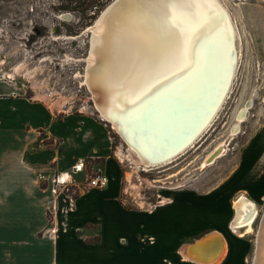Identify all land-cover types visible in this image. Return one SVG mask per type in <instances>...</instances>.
Returning <instances> with one entry per match:
<instances>
[{
  "label": "crops",
  "instance_id": "crops-1",
  "mask_svg": "<svg viewBox=\"0 0 264 264\" xmlns=\"http://www.w3.org/2000/svg\"><path fill=\"white\" fill-rule=\"evenodd\" d=\"M260 136L222 183L208 190L168 188L154 208L130 207L122 201L121 176L109 168L112 143L103 122L88 115L59 118L0 80V264H203L191 247L209 242L211 249L220 240L225 254L209 264H243L246 246L231 232L233 198L264 181L249 175L255 163L264 170ZM245 151L254 154L246 159ZM101 158L108 167L105 186L73 176L78 193L52 191L55 174ZM251 191L264 198V191Z\"/></svg>",
  "mask_w": 264,
  "mask_h": 264
},
{
  "label": "bare ground",
  "instance_id": "bare-ground-1",
  "mask_svg": "<svg viewBox=\"0 0 264 264\" xmlns=\"http://www.w3.org/2000/svg\"><path fill=\"white\" fill-rule=\"evenodd\" d=\"M93 28L86 84L101 117L128 144V158L151 170L184 154L212 125L236 76L238 33L225 6L200 0L169 14L163 0H117ZM234 209L233 228L250 234L256 204L242 196ZM256 235L253 264H264V213ZM208 248L198 242L190 251L203 264L225 254L221 240Z\"/></svg>",
  "mask_w": 264,
  "mask_h": 264
},
{
  "label": "rangeland",
  "instance_id": "rangeland-1",
  "mask_svg": "<svg viewBox=\"0 0 264 264\" xmlns=\"http://www.w3.org/2000/svg\"><path fill=\"white\" fill-rule=\"evenodd\" d=\"M220 2L235 25L240 53L229 96L201 140L175 160L151 170L138 168L128 158V144L101 117L96 108V94L86 84L92 43V33L87 27L101 12L90 23V18L79 13L58 10L59 0H0V80L14 84L30 100L44 103L59 118L69 114L88 115L103 122L112 143L109 168L121 176L122 201L127 206L156 204L157 195L168 188L208 190L232 175L248 142L253 139L256 147L264 134V0ZM65 13L69 14L68 18H60ZM20 65L21 70L17 71ZM242 112L245 114L240 120ZM68 140L75 143L72 136ZM219 147L221 152L215 157L213 154ZM252 153L245 151L244 157L249 159ZM210 156V162L205 164ZM104 160H85L84 170L75 174V179L85 182L98 174H108ZM254 166L249 175L264 176L261 165ZM249 188L240 190L233 198L234 214V204L242 196L250 198L259 212L250 234H244V228H231L233 235L246 246L243 264H253L256 231L264 213V198L257 200L251 191H264V181ZM76 192H79L76 185L65 190V193Z\"/></svg>",
  "mask_w": 264,
  "mask_h": 264
},
{
  "label": "built area",
  "instance_id": "built-area-1",
  "mask_svg": "<svg viewBox=\"0 0 264 264\" xmlns=\"http://www.w3.org/2000/svg\"><path fill=\"white\" fill-rule=\"evenodd\" d=\"M84 167V163L81 162L78 166L74 168L72 172H60L55 174V176L51 180V189L54 193H59L60 190L62 192H65L71 186L70 184L72 183L73 176L77 173H79L82 168ZM108 182V177L106 174H98L94 177H92L91 180H89V184L91 186H105ZM155 204H151L148 207L150 209L154 208Z\"/></svg>",
  "mask_w": 264,
  "mask_h": 264
},
{
  "label": "trees",
  "instance_id": "trees-1",
  "mask_svg": "<svg viewBox=\"0 0 264 264\" xmlns=\"http://www.w3.org/2000/svg\"><path fill=\"white\" fill-rule=\"evenodd\" d=\"M58 10H70L90 18V23L110 0H59ZM88 24V23H87ZM83 26V25H82Z\"/></svg>",
  "mask_w": 264,
  "mask_h": 264
},
{
  "label": "snow or ice",
  "instance_id": "snow-or-ice-1",
  "mask_svg": "<svg viewBox=\"0 0 264 264\" xmlns=\"http://www.w3.org/2000/svg\"><path fill=\"white\" fill-rule=\"evenodd\" d=\"M199 2L200 0H163L165 7L169 10V14H171L172 9L186 10L195 7Z\"/></svg>",
  "mask_w": 264,
  "mask_h": 264
},
{
  "label": "water",
  "instance_id": "water-1",
  "mask_svg": "<svg viewBox=\"0 0 264 264\" xmlns=\"http://www.w3.org/2000/svg\"><path fill=\"white\" fill-rule=\"evenodd\" d=\"M117 0H112L102 11H101V13L99 14V16L97 17V19H96V21L91 25V26H89V27H87V30L88 31H91V33H93V27H95V25H96V23H97V21L99 20V19H102L103 17H104V15L109 11V9H110V7L116 2ZM65 15H67V17L66 18H68V16H69V14H61V16H60V18H63V17H65ZM203 135L204 134H199V136L197 137V139H196V142H198L199 140H201L202 139V137H203ZM195 142V143H196ZM195 143L192 145V146H194L195 145ZM181 153H182V151H181ZM181 153H178L176 156H180L181 155ZM178 156V157H179ZM177 157V158H178Z\"/></svg>",
  "mask_w": 264,
  "mask_h": 264
},
{
  "label": "flooded vegetation",
  "instance_id": "flooded-vegetation-1",
  "mask_svg": "<svg viewBox=\"0 0 264 264\" xmlns=\"http://www.w3.org/2000/svg\"><path fill=\"white\" fill-rule=\"evenodd\" d=\"M216 118H217V117H216ZM216 118H215V119H216ZM208 129H209V128H208ZM235 129L238 130V128H235Z\"/></svg>",
  "mask_w": 264,
  "mask_h": 264
}]
</instances>
